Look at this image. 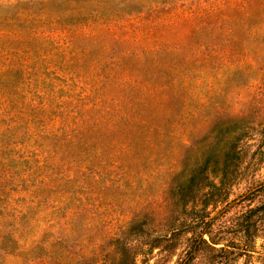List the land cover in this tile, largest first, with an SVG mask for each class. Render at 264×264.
<instances>
[{
    "label": "rangeland",
    "instance_id": "obj_1",
    "mask_svg": "<svg viewBox=\"0 0 264 264\" xmlns=\"http://www.w3.org/2000/svg\"><path fill=\"white\" fill-rule=\"evenodd\" d=\"M92 1L141 12L78 27L57 21L78 0H0V264H119L141 219L134 264H184L211 219L237 254V219L264 201L249 196L264 156L223 204L182 214L168 190L212 127L239 120L255 136L264 123V0ZM98 32L115 42H78ZM247 254L230 264H264V240ZM224 257L203 247L190 264Z\"/></svg>",
    "mask_w": 264,
    "mask_h": 264
},
{
    "label": "trees",
    "instance_id": "obj_2",
    "mask_svg": "<svg viewBox=\"0 0 264 264\" xmlns=\"http://www.w3.org/2000/svg\"><path fill=\"white\" fill-rule=\"evenodd\" d=\"M35 1L36 5L44 6L48 0ZM90 1L93 2L92 0ZM90 1L78 0V13H71V11L65 8L62 10L65 14H60L57 21L59 23H68L69 25H78L80 27L87 26L88 23L95 19L105 20L106 17L114 19L122 15L128 16L141 12L137 9L130 10L127 7L109 11L103 1L97 4L93 2V6L88 8V2ZM61 5L63 6V4ZM98 33L101 34L99 36H83L81 39H78V42L83 40L94 41L102 38L110 42H115V38L110 33ZM238 121H229L230 126H226L227 128L221 129L219 128L220 126L215 127L216 129H220V133L218 134L215 132L216 129L212 127L200 140L186 149L182 163L185 166L183 169H189L187 178L182 183L170 185L168 190L169 198L172 200V206L177 209L181 207L182 214L186 213L185 208L188 204H194L196 201H199L204 209L209 206L214 207L219 203H225L231 188L241 182L247 176L249 170L262 164L264 156V123L256 131V139L254 140L252 138L255 137L254 134H250L248 130L239 127ZM254 143L256 144V149L251 151ZM192 160L194 161L193 164L189 165V162ZM190 166L192 167L189 168ZM212 177L217 181L216 183L211 182ZM260 193H264V183L253 190L249 196H257ZM205 218L204 216H199L197 223L203 222ZM237 221L239 229L236 233L239 235L237 236L238 239L245 242L244 249L238 248L239 252L233 254L231 250L233 246H231L228 239L225 240L222 237L216 238L213 236L211 229L215 220L211 219L210 222L205 224V231L199 236L198 241L190 248L191 250L184 264H190L203 247L217 252L220 257L225 256L220 264H230L239 257H242V255H249L247 253L251 252L254 248L255 240L257 238L264 240V201L255 208L247 210ZM171 224L174 225V223ZM142 226V219L136 220L124 232L125 237L121 240L120 247H117L120 257L119 264H134L138 254L133 242L142 233L140 232ZM187 227L190 226H185L183 230L179 231L187 232L193 229H188ZM171 229V237L173 238L178 230L177 228L174 229L173 226ZM204 235L208 237V241L203 239ZM164 241L161 236L147 239L145 245L148 248V253H152L156 249H161V243ZM216 246L221 247L216 248ZM170 251V247L163 249V252L169 253V256L172 255Z\"/></svg>",
    "mask_w": 264,
    "mask_h": 264
}]
</instances>
